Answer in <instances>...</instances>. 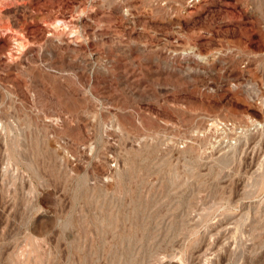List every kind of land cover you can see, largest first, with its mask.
Listing matches in <instances>:
<instances>
[{
    "label": "rangeland",
    "instance_id": "1",
    "mask_svg": "<svg viewBox=\"0 0 264 264\" xmlns=\"http://www.w3.org/2000/svg\"><path fill=\"white\" fill-rule=\"evenodd\" d=\"M263 92L264 0H0V264H264Z\"/></svg>",
    "mask_w": 264,
    "mask_h": 264
},
{
    "label": "bare ground",
    "instance_id": "2",
    "mask_svg": "<svg viewBox=\"0 0 264 264\" xmlns=\"http://www.w3.org/2000/svg\"><path fill=\"white\" fill-rule=\"evenodd\" d=\"M264 93V92H263ZM230 125V124H229ZM229 127V126H228Z\"/></svg>",
    "mask_w": 264,
    "mask_h": 264
}]
</instances>
